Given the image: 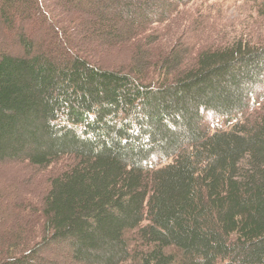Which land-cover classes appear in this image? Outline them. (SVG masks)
Masks as SVG:
<instances>
[{
	"label": "trees",
	"instance_id": "16d2710c",
	"mask_svg": "<svg viewBox=\"0 0 264 264\" xmlns=\"http://www.w3.org/2000/svg\"><path fill=\"white\" fill-rule=\"evenodd\" d=\"M116 1L0 0V164L67 161L12 206L0 264H57L52 247L65 264H264V43L199 25L190 44L163 36L189 0L116 28ZM34 17L56 48L25 28ZM208 112L231 123L210 128Z\"/></svg>",
	"mask_w": 264,
	"mask_h": 264
},
{
	"label": "rangeland",
	"instance_id": "374dc122",
	"mask_svg": "<svg viewBox=\"0 0 264 264\" xmlns=\"http://www.w3.org/2000/svg\"><path fill=\"white\" fill-rule=\"evenodd\" d=\"M42 1L48 3V5H53V0ZM260 1L262 0H257L255 5ZM253 3L254 2L251 0H189L186 6L178 8L180 14L175 18L176 20L172 22H170V20L164 24L163 27H161V32L163 36H170L173 34L172 38L177 39L178 35L183 34L185 31L182 35L183 38H181V45H186L188 43L190 44L192 40L189 36L190 34L186 36V32H188V29L199 25L201 31L206 33L205 37L207 38H215L214 36H217L220 32L222 35L218 37H225V39L249 34L247 39H250V41L253 40L257 43H259V41L264 43V20L256 14V7ZM55 7L57 10H61V7H58V3L56 2ZM157 9L158 0H117L107 11L109 12V16L114 20V26L116 28H121L129 24V17L133 19L142 13L152 12ZM64 12L65 11H62V13ZM125 13H129L128 15L132 16L127 17ZM113 15L115 17L119 15L123 17V19L119 20L118 18H113ZM194 17L201 22V25L196 22L191 23ZM37 21L38 17H34L33 21L25 22L24 26L28 31H37L38 34L40 33L43 35L46 39L45 46L47 48H56L53 45L54 37L48 27L42 25V23L39 24L40 21ZM33 24L34 27L32 28ZM196 30L195 28V33ZM215 31L217 32L216 35H214ZM0 32H2V30H0ZM95 35L96 34L84 35V29L80 25H75L73 27L72 37L74 39L81 41L82 45L92 42L95 46L98 45L97 50H99V47H104V45L100 42V38ZM192 35L195 36L193 33ZM164 40L161 42H164ZM115 51L116 50H114L113 53H116L114 55L116 62H122L130 56V49ZM109 54V52L106 53V55ZM256 92H258L257 94L259 95L257 98L263 100L264 82L263 86L256 89ZM205 120V123L210 128H227L231 123V121L223 120L211 112L205 115ZM66 165L67 161L63 160L54 163L49 168L33 170L16 163L0 164V236H6L8 228L12 229L18 224V217L15 211L12 210V206L25 200L39 201L45 192L49 177ZM22 211L23 210H21V212ZM28 212L30 211L27 209L23 211L27 218L29 217ZM55 248L56 247H52L45 250L41 256L45 257V259L57 262V264H65ZM123 264H130V262Z\"/></svg>",
	"mask_w": 264,
	"mask_h": 264
}]
</instances>
